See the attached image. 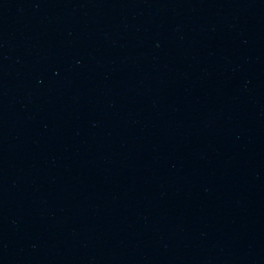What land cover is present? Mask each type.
Masks as SVG:
<instances>
[{
	"label": "water",
	"instance_id": "water-1",
	"mask_svg": "<svg viewBox=\"0 0 264 264\" xmlns=\"http://www.w3.org/2000/svg\"><path fill=\"white\" fill-rule=\"evenodd\" d=\"M0 264H264V0H0Z\"/></svg>",
	"mask_w": 264,
	"mask_h": 264
}]
</instances>
